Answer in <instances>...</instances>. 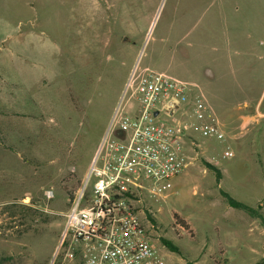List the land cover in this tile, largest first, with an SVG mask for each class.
<instances>
[{"label":"rangeland","instance_id":"obj_1","mask_svg":"<svg viewBox=\"0 0 264 264\" xmlns=\"http://www.w3.org/2000/svg\"><path fill=\"white\" fill-rule=\"evenodd\" d=\"M134 68L196 86L225 135L202 136L211 121L188 114L193 163L166 198L144 193L159 264L264 258L259 222L220 194L264 216V0H0V264L62 263L65 212ZM134 106L127 96L121 114Z\"/></svg>","mask_w":264,"mask_h":264},{"label":"built area","instance_id":"obj_2","mask_svg":"<svg viewBox=\"0 0 264 264\" xmlns=\"http://www.w3.org/2000/svg\"><path fill=\"white\" fill-rule=\"evenodd\" d=\"M194 89L161 73L132 70L87 177L65 212L53 261L159 264L153 217L142 206L145 194L166 198L168 182L193 163L183 147L192 125L183 119L188 114L206 117L211 124L201 126L202 136L225 139ZM127 96L135 103L130 115L121 114ZM232 157L231 150L221 155L224 160Z\"/></svg>","mask_w":264,"mask_h":264},{"label":"trees","instance_id":"obj_3","mask_svg":"<svg viewBox=\"0 0 264 264\" xmlns=\"http://www.w3.org/2000/svg\"><path fill=\"white\" fill-rule=\"evenodd\" d=\"M202 165L207 169L209 172L213 173L216 179V182L218 183L220 179L222 178L221 172L214 166H212L210 163L206 162L205 160H201ZM224 202L233 209L240 210L244 212L247 216H249L251 219H255L259 222L260 227L264 230V216L261 213V206L258 205L256 208H251L248 205L238 202L231 198V196L228 193L220 192ZM173 218V224L176 226L181 227L184 231H187L192 237L191 230L189 229L188 224L185 220L180 218L177 214L172 215ZM154 225H156L154 219H150ZM161 245L165 247L169 252L174 253L176 255H181L178 247H176L171 241L160 238L159 239ZM185 264H192L191 262L187 261ZM258 264H264V258L258 263Z\"/></svg>","mask_w":264,"mask_h":264},{"label":"crops","instance_id":"obj_4","mask_svg":"<svg viewBox=\"0 0 264 264\" xmlns=\"http://www.w3.org/2000/svg\"><path fill=\"white\" fill-rule=\"evenodd\" d=\"M254 117H255V116H253V118H254ZM242 120H243V123L246 122V121L248 120V116H244ZM247 122H248V121H247ZM247 122H246V125H247ZM256 122H257V121H255V119H253V120L250 121L249 123H251L252 125H255ZM206 162H207V161H206ZM208 163H209V162H208ZM221 175H223V174L221 173ZM176 178H177V177H176ZM174 179H175V178H174ZM171 181H172V180H171Z\"/></svg>","mask_w":264,"mask_h":264},{"label":"water","instance_id":"obj_5","mask_svg":"<svg viewBox=\"0 0 264 264\" xmlns=\"http://www.w3.org/2000/svg\"><path fill=\"white\" fill-rule=\"evenodd\" d=\"M156 113H154V115H155Z\"/></svg>","mask_w":264,"mask_h":264}]
</instances>
